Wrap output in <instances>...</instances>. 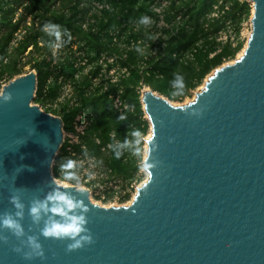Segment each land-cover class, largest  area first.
I'll return each instance as SVG.
<instances>
[{
    "label": "water",
    "instance_id": "1",
    "mask_svg": "<svg viewBox=\"0 0 264 264\" xmlns=\"http://www.w3.org/2000/svg\"><path fill=\"white\" fill-rule=\"evenodd\" d=\"M248 1L252 30L243 54L216 67L192 100L176 105L142 88L149 175L131 203L105 206L88 188L65 186L86 208L93 236L79 249L40 235L43 222L27 212L52 189L64 120L34 102L35 69L3 85L0 98L13 99L0 102V214L16 212L10 196L17 195L25 236L4 230L0 264H264V0ZM28 236L39 238L44 258L13 251Z\"/></svg>",
    "mask_w": 264,
    "mask_h": 264
},
{
    "label": "trees",
    "instance_id": "2",
    "mask_svg": "<svg viewBox=\"0 0 264 264\" xmlns=\"http://www.w3.org/2000/svg\"><path fill=\"white\" fill-rule=\"evenodd\" d=\"M102 1L109 3L110 8H105L98 20L86 29L82 23L88 9L83 4L88 0H0V88L3 81L22 74L27 65L38 73L35 102L44 105L53 102L64 85L70 83L76 102L71 103L69 99L54 110L60 111L67 131L73 128L72 122L81 110L87 111L90 121L80 142L70 143L66 139L63 143L55 159L54 176L64 177L63 172H71L79 178L76 160L81 154L92 157L96 165L108 173L107 180L118 178L125 188L141 176L143 159L144 140L135 146L140 152L134 154L131 132L138 129L144 135L150 124L144 117L141 89L149 86L173 100L191 95L209 73L240 51L242 24L251 16L252 4L248 0H171L164 11V19L170 27L162 28L158 40H154L157 31L152 29L147 34L133 33L132 37L148 40L150 45L127 50L119 47L114 38L122 36L124 23L140 20L145 15L157 19L150 6L152 0ZM216 5L221 12L218 17L212 15ZM179 15L181 20L177 23ZM223 30L233 31L235 38L218 40ZM58 43L66 47L81 43L89 52L91 62H95L102 51L116 52L119 64L127 67L128 73L121 75L119 81L110 82L107 89L104 83L94 85L92 77L101 68L98 64L90 73L82 71L79 76V70L69 57L51 65L49 57ZM176 75L182 77L179 90L171 85ZM118 92L128 105L123 113L115 108L111 97ZM121 116L124 119H120ZM125 139L129 141L127 146H124ZM71 145L77 155L69 152ZM114 194L109 190L104 199H112ZM129 196L127 192L121 199Z\"/></svg>",
    "mask_w": 264,
    "mask_h": 264
},
{
    "label": "built area",
    "instance_id": "3",
    "mask_svg": "<svg viewBox=\"0 0 264 264\" xmlns=\"http://www.w3.org/2000/svg\"><path fill=\"white\" fill-rule=\"evenodd\" d=\"M88 1L89 2H86V4H83L84 7L88 9V13H86L85 20L82 23L83 27L86 29L90 27V24L92 22H96L98 20L99 15H101L102 11L105 8H110V4L103 2L102 0H88ZM170 3H171V0H152L150 3V6L156 12L157 19L155 18V16L145 15L146 17L149 18V21H150L146 25L139 23V20H131L129 21V23H124L121 26L123 30L122 36L121 37L116 36L114 38V41L116 42V44H118L119 47H123L127 50L135 49L136 47L140 45H144V47L147 48L150 45L149 44L150 41L146 40L145 42V40L141 37L134 38L132 37V34L137 33V32H144L147 34L148 31H151V29L157 31L155 33L154 40L156 39L158 40V37L162 36V33H163L162 28L170 27V25L164 19V11L170 5ZM220 14H221L220 9L218 5H216L215 10L213 11L212 15L218 17L220 16ZM180 20H181V16L179 15L177 17V23L180 22ZM165 37L166 35H164V38ZM229 38H231L232 40L235 38V34L233 33V31L223 30L219 33L218 40L226 41ZM241 38L243 39L242 35H241ZM117 55L118 54L116 52L110 53L108 51H102L101 55L95 60V62H91L89 52L87 51L86 47L81 46V43H76L72 45L71 47H66L64 44L58 43L54 47L53 53L49 57V60L50 59L52 60L51 65L54 66L58 63L60 59H65L69 57L73 61L74 66L79 70L77 76H79L82 71L86 74L90 73L91 69L94 68L98 64L101 66V68L98 71V73L92 77V83L94 85H100L104 83L105 85L104 88L107 89L108 84L110 82L112 83L117 82L119 81V77L121 75L128 73V68L125 66H121L119 64ZM51 80L52 78L50 77L47 80V83L49 84ZM59 81L60 82L62 81L61 77L59 78ZM46 90H47V86L45 88V91ZM73 94L74 92L71 93V84L66 83L63 87V90L60 96L56 100H54L56 106L60 104L58 106V109L61 108L62 103H65L69 99H71L70 100L71 103L76 102V99L73 97ZM111 97L113 98V103H114L115 108L118 109L121 113H123L124 110L128 107V105L124 103V101L122 100L121 93L118 92L116 94H112ZM49 103L51 104L52 102H49ZM145 118L148 119L147 114ZM89 121L90 119L88 117L87 111L81 110L76 115V117L74 118L72 122L73 128L71 130H68L67 132L65 131V140L67 139L70 143L80 142V136L84 133L85 129L89 125ZM68 150L73 155H77L76 152L73 150L72 145L68 146ZM84 158L89 159L90 161H94L92 157H87V156L83 157L81 154H79L78 159L76 160L79 166L76 169V171L80 169L81 162L83 161ZM109 182H110L109 186H112L111 191H114V193H120L121 191H123L122 195L117 194L116 197H118L119 199L127 193V191L123 189V186H121L122 181L120 179L115 178ZM107 192L108 191H106V193ZM103 197L105 198L106 194Z\"/></svg>",
    "mask_w": 264,
    "mask_h": 264
},
{
    "label": "clouds",
    "instance_id": "4",
    "mask_svg": "<svg viewBox=\"0 0 264 264\" xmlns=\"http://www.w3.org/2000/svg\"><path fill=\"white\" fill-rule=\"evenodd\" d=\"M149 18L142 16L139 20L141 24H148ZM47 28V25H45ZM59 36V33H57ZM173 89L179 90L182 88V77L176 75L171 82ZM176 92H173L175 95ZM13 99L9 93L2 98L0 102H10ZM193 115L199 116L202 113L194 111ZM120 119H124L123 116ZM35 129L29 127L27 129L28 136H32ZM132 145H139L141 142V132L136 129L131 132ZM25 137L17 138V142L22 144L25 142ZM129 141L125 139L124 146H127ZM135 154L140 152L139 147H133ZM116 156H120V152H116ZM147 167V165H145ZM20 170V169H19ZM63 171V170H62ZM64 180L75 181L79 184V178L71 172H63ZM52 189L46 194L43 199L33 200L27 208L28 215L33 223L40 224L43 222V227L40 229V235L45 238H55L59 240H68L67 250L73 251L83 247L85 244L93 242V236L87 228L88 221L85 218L84 212L86 208L82 202L75 198L72 191H69L64 184L57 181L55 178L51 181ZM10 202L16 209L15 213L0 214V241L9 243V238L4 234L6 229L15 237L23 238L25 236L24 228L21 223L23 209L25 207L23 201L15 194L10 196ZM27 248V251H25ZM13 251L22 254L25 260L31 261L34 258H44L45 251L38 237L28 236L24 247L13 246Z\"/></svg>",
    "mask_w": 264,
    "mask_h": 264
},
{
    "label": "rangeland",
    "instance_id": "5",
    "mask_svg": "<svg viewBox=\"0 0 264 264\" xmlns=\"http://www.w3.org/2000/svg\"><path fill=\"white\" fill-rule=\"evenodd\" d=\"M21 11L22 10H20V12ZM252 13H253V5H252ZM251 17H252V14L242 24V28H241V35L243 37V46H242V48L240 49V51L237 53V55L234 58L226 60L223 64H225L227 62H233L239 56V53L242 51V49L245 48V46L247 44L248 37H249L250 32L252 30ZM28 20H29L28 23L30 24L31 18L29 17ZM31 70H33L31 68V66L27 65V66L24 67V70H23L22 74H26V73L30 72ZM22 74H19L17 76H20ZM207 76L204 79V81L197 88L192 90L191 95L186 96L183 100L170 99V101L172 103L176 104V105H179V104H184V103L188 102L189 100H192L195 97L196 92L204 85V82L207 79ZM8 82L9 81H3L2 86L0 88V93L2 91L3 85L7 84ZM73 92L74 91H73V88L71 86V93H73ZM34 102H35V100H34ZM35 103H38V102H35ZM38 104H40L41 107L44 110H46L48 112H51L53 114L60 115V111H55L54 110L55 108L58 109V106L60 105L59 104L58 106H56L55 105V101H53L51 104L49 103L47 105H44L42 103H38ZM49 107H53V109H50ZM145 117H146V113H145ZM65 131L67 132V130H65ZM150 132H151V130H150V124H149L148 132L146 134H144V135H141V137H142L141 139L144 140V144H143V148H142L143 159H144V156L146 155V153H145V145L147 144L146 139L148 138ZM133 147H135V146H132V150H133ZM133 153H134V151H133ZM143 159L141 161V165L142 166H141V169H140V175L141 176L138 178V180H135L132 184L127 185L125 188H124V183L120 182L121 186H123V189H125L128 193H130L129 198L126 199V200H122L121 198L119 199L118 197H116L117 194L118 195H122L123 191H121L120 193H115L114 197L112 199H109V200H105L104 199L103 196H105L106 191L112 190L111 189L112 186H109L110 185L109 181H112V180H107L108 173L106 171H103L101 168H99L96 165L95 161H90L89 159H85L84 158L83 161L81 162L80 169L76 171V174L79 176V184H76V182L73 183L71 180L66 181V180H64V177H59V178L55 177V178L59 182H61L63 184L65 183V185L68 184V185H75V186H81V187H84V188H88L91 191V198L93 199V201L97 202L99 204H102V205H105V206H107V205L128 204L129 202L132 201V199H133V197H134V195H135V193L137 191V187L139 185H141V183L144 182L146 180V178L148 177V173L143 167ZM54 165H55V162H54ZM54 165H53V168H54Z\"/></svg>",
    "mask_w": 264,
    "mask_h": 264
},
{
    "label": "bare ground",
    "instance_id": "6",
    "mask_svg": "<svg viewBox=\"0 0 264 264\" xmlns=\"http://www.w3.org/2000/svg\"><path fill=\"white\" fill-rule=\"evenodd\" d=\"M243 51H244V49H242V51L239 53V56H241L242 54H243ZM23 75V74H22ZM147 89H149V88H147V86L146 87H144V91L145 90H147ZM151 134H152V131L150 132V134H149V136H148V138L151 136ZM147 138V139H148ZM147 142V141H146ZM147 151H148V143L145 145V153L147 154ZM148 173V172H147ZM148 175H149V173H148ZM57 180V179H56ZM58 181V180H57ZM61 183V182H60ZM143 183V182H142ZM142 183H141V185H142ZM63 184V183H62ZM64 185H65V183H64ZM66 185H68V184H66ZM65 185V186H66ZM80 188H84V187H81V186H79ZM131 202H129L128 204H130ZM107 206H111V205H107Z\"/></svg>",
    "mask_w": 264,
    "mask_h": 264
}]
</instances>
